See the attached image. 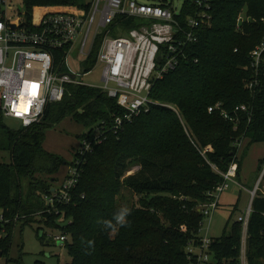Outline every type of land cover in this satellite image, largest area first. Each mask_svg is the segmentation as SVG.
Here are the masks:
<instances>
[{
	"label": "trees",
	"instance_id": "trees-1",
	"mask_svg": "<svg viewBox=\"0 0 264 264\" xmlns=\"http://www.w3.org/2000/svg\"><path fill=\"white\" fill-rule=\"evenodd\" d=\"M23 1L29 20L36 10L42 16L78 5L76 0ZM244 10L257 21L240 32L237 18ZM194 12L192 0H186L179 19L185 25ZM212 13V26L199 29L198 41L188 45V60L155 84L151 97L166 105L154 106L118 134L110 132L105 140L94 141L93 151L79 164L72 201L61 204L58 213L47 212L45 197L59 188L57 174L65 160L45 149L48 130L71 118L89 128L90 135H82L87 138L103 122L107 129L112 127L122 108L100 88L70 86L71 93L50 104L41 123L17 133L8 130L11 162H0V208L7 219L0 221L3 255L10 254L18 224H32L39 214L38 222L67 234L68 264L189 263L187 247L201 241L200 206L223 180L216 168L226 172L236 161L240 178L247 150L264 142V76L260 85L250 88L254 78L250 52L264 36V0H213ZM134 25L131 20L123 23L125 29ZM101 39L88 62L90 68L96 63ZM217 102L227 109L250 105L251 122L246 118L236 128L220 112L210 113L209 107ZM4 117L0 110V128H6ZM242 139L247 146L240 155L235 142ZM135 166L139 171L127 175ZM263 169L264 157L258 173ZM23 179H28L27 190ZM124 188L139 198L127 199ZM121 215L123 222L118 219ZM41 230L38 235L45 240ZM242 235L243 225L237 220L222 236L213 237V264H240ZM247 257L248 264H264L261 190L253 201Z\"/></svg>",
	"mask_w": 264,
	"mask_h": 264
},
{
	"label": "built area",
	"instance_id": "built-area-1",
	"mask_svg": "<svg viewBox=\"0 0 264 264\" xmlns=\"http://www.w3.org/2000/svg\"><path fill=\"white\" fill-rule=\"evenodd\" d=\"M16 2L18 0H0V110L4 116L20 120L23 128L39 124L50 104L62 102L71 93L70 86L100 88L116 99L123 110L115 115L112 127L107 129L103 122L94 138H84L66 179L45 197L49 205L47 212L58 213L61 204L71 203L80 179L79 164L93 151L94 141L105 140L110 132L118 134L126 124L149 113L154 106L166 105L151 97L152 90L158 81L188 60L186 50L189 44L198 41V30L212 26L213 0H192L196 12L187 18L185 25L179 19L183 8L178 10L172 0L161 3L93 0L85 6L73 5L40 18L34 15L32 20L18 10ZM21 2L24 6V1ZM128 20L136 26L125 29L123 23ZM253 21L257 19L244 10L237 18V30L244 32L245 25ZM261 21L264 22V17ZM114 32L118 35L112 36ZM101 36L96 63L90 68L88 62ZM250 58L254 72L250 88H253L260 85V76H264V36L250 52ZM98 64L104 65L102 80L105 84L101 87L85 81ZM208 110L220 112L236 128L246 118L251 122L253 116L251 106L245 103L227 109L224 103L217 102ZM243 143V139L236 140L235 145L240 149ZM238 168L236 161L226 172L216 168L223 180L209 192L210 200L200 206L204 219L218 208L229 182H236ZM262 173L254 190L250 191L251 207L238 219L243 225L240 264H248V229L253 201L264 181V169ZM204 219L200 223V243L192 241L187 247L188 264L214 263L213 238L208 233L202 234ZM0 221H7L4 214ZM54 238L61 244L68 239L64 232Z\"/></svg>",
	"mask_w": 264,
	"mask_h": 264
},
{
	"label": "rangeland",
	"instance_id": "rangeland-1",
	"mask_svg": "<svg viewBox=\"0 0 264 264\" xmlns=\"http://www.w3.org/2000/svg\"><path fill=\"white\" fill-rule=\"evenodd\" d=\"M78 5L88 4L93 0H76ZM144 3H161L165 0H138ZM186 0H172L173 4L180 10L183 8ZM21 0L16 2L18 10L24 11ZM41 12L35 11L38 18ZM115 32L112 36H117ZM104 65L98 64L90 74L85 77V81L97 87L105 84L102 80ZM6 128H0V162H11L10 135L8 130L18 132L23 128L22 122L12 117H4ZM89 133V128L83 124L75 122L71 118L65 119L62 123L48 130L44 147L47 151L61 155L64 158L57 176L60 186L69 173L70 166L76 159V153L82 148L84 138L82 135ZM96 133V131H95ZM93 133L92 138L96 135ZM247 143H243L240 148V155H243ZM211 148V147H210ZM264 157V142L253 144L244 156V162L240 178L236 182H229V187L221 194L219 206L212 212V215L204 219L203 235L207 233V226H210L209 236L220 237L225 233V229L230 230L231 225L239 219L241 215L247 212L250 206L252 193L261 174L258 173L260 159ZM140 169L139 166L132 167L127 175L134 174ZM25 189L28 187V179H23ZM261 192L264 193V181H262ZM124 195L127 199L134 201L139 197L128 188H124ZM202 205V204H201ZM237 206V208H236ZM3 211L0 208V217ZM31 217V216H30ZM36 219H40L39 214H35ZM33 222L32 224L22 226L19 223L13 238V245L9 256H0V264H36L37 261H43L45 264H68L71 257L60 241L54 237L61 234L60 230H55L44 226L42 222ZM228 225V226H227ZM39 228L44 229L46 239L42 240L38 235ZM41 230V231H42Z\"/></svg>",
	"mask_w": 264,
	"mask_h": 264
},
{
	"label": "water",
	"instance_id": "water-1",
	"mask_svg": "<svg viewBox=\"0 0 264 264\" xmlns=\"http://www.w3.org/2000/svg\"><path fill=\"white\" fill-rule=\"evenodd\" d=\"M161 59V57H159V60ZM262 175H263V173H262ZM262 175L260 176V178L262 177ZM57 189L56 188H53L52 189V191H56ZM251 207V206H250ZM41 236H43L44 235V231L42 230L41 232ZM3 255V252L2 251H0V256H2Z\"/></svg>",
	"mask_w": 264,
	"mask_h": 264
},
{
	"label": "clouds",
	"instance_id": "clouds-1",
	"mask_svg": "<svg viewBox=\"0 0 264 264\" xmlns=\"http://www.w3.org/2000/svg\"><path fill=\"white\" fill-rule=\"evenodd\" d=\"M125 210L128 211L127 209H125ZM118 219H119L121 222H123V220H124L123 215H121L120 217H118Z\"/></svg>",
	"mask_w": 264,
	"mask_h": 264
},
{
	"label": "crops",
	"instance_id": "crops-1",
	"mask_svg": "<svg viewBox=\"0 0 264 264\" xmlns=\"http://www.w3.org/2000/svg\"><path fill=\"white\" fill-rule=\"evenodd\" d=\"M124 31H127V30H124ZM244 142H245V140H244ZM59 187V186H58ZM56 188V187H55ZM54 192V191H53ZM210 227V226H209ZM209 230H210V228H208L207 229V233L209 234ZM213 238V237H212Z\"/></svg>",
	"mask_w": 264,
	"mask_h": 264
}]
</instances>
